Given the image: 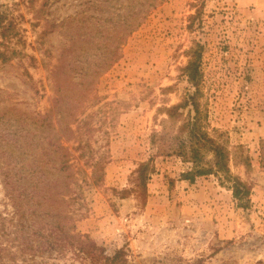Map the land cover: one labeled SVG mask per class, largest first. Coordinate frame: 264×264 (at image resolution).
Instances as JSON below:
<instances>
[{"label":"rangeland","instance_id":"rangeland-1","mask_svg":"<svg viewBox=\"0 0 264 264\" xmlns=\"http://www.w3.org/2000/svg\"><path fill=\"white\" fill-rule=\"evenodd\" d=\"M0 13L12 22L0 50L17 52L0 61L1 212L12 210L4 172L30 170L44 150L57 172L60 144L76 229L107 255L124 247L126 264H264V0H0ZM195 51L205 128L250 187L245 204L214 174L184 178L191 164L151 141L170 123L165 107L195 91L185 69ZM148 159L142 197L132 174ZM54 253L46 264H91Z\"/></svg>","mask_w":264,"mask_h":264},{"label":"trees","instance_id":"trees-1","mask_svg":"<svg viewBox=\"0 0 264 264\" xmlns=\"http://www.w3.org/2000/svg\"><path fill=\"white\" fill-rule=\"evenodd\" d=\"M5 14L0 13V37L7 39V30L11 29L12 22L3 23ZM0 44L6 45L4 42ZM16 50H0V61H7ZM185 66L188 79L195 86V91L186 98L185 102L165 107L169 125L160 131L151 134V141L165 155H178L182 160L189 162V169L182 172V176L192 180L197 175L214 174L220 183L232 190V195L239 203L245 204L248 200L250 187L238 176L232 175L228 165V150L226 146L210 136L205 128V113L200 107L199 96V55L194 52ZM63 59L54 68L55 85L60 92L52 109L59 111L63 93H61L60 72ZM71 71H78L75 64ZM189 104L187 115L180 119L183 106ZM51 110L38 117L44 121ZM70 115V113H69ZM66 115L59 113V121H64L63 127H68ZM178 119L180 122L178 123ZM176 125L174 128L173 126ZM56 155L53 160L57 165L49 164L51 156L48 150L32 156L31 169H7L3 174L4 194L10 200V213L0 211V264H46L45 259L51 253L56 256H65L68 252L73 257H89L91 264H126V249L118 248L112 255H107L104 248L98 245L87 233H80L76 229V219L70 202L75 200L72 193L73 172L70 170L69 151L60 144L52 148ZM149 160L138 164L132 174L134 186L139 191L138 196H144ZM246 165L249 163L244 162ZM94 173L100 169L97 162H93ZM93 173V174H94ZM54 174V175H53ZM135 189V187H134ZM136 190V189H135ZM54 256L53 258H56ZM50 264H59L51 262Z\"/></svg>","mask_w":264,"mask_h":264}]
</instances>
